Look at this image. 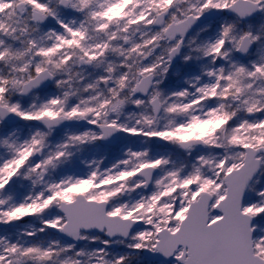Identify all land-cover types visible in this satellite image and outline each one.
Returning <instances> with one entry per match:
<instances>
[{
	"label": "snow or ice",
	"instance_id": "6c2138e0",
	"mask_svg": "<svg viewBox=\"0 0 264 264\" xmlns=\"http://www.w3.org/2000/svg\"><path fill=\"white\" fill-rule=\"evenodd\" d=\"M0 264H264V0H0Z\"/></svg>",
	"mask_w": 264,
	"mask_h": 264
}]
</instances>
